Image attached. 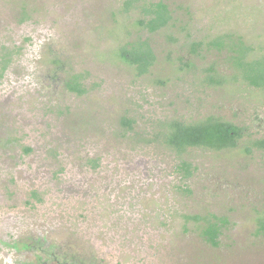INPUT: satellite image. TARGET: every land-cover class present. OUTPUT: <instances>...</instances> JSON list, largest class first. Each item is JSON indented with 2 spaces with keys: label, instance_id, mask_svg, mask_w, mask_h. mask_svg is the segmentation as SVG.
Here are the masks:
<instances>
[{
  "label": "rangeland",
  "instance_id": "obj_1",
  "mask_svg": "<svg viewBox=\"0 0 264 264\" xmlns=\"http://www.w3.org/2000/svg\"><path fill=\"white\" fill-rule=\"evenodd\" d=\"M124 2L0 0V41H16L23 59L13 71L26 81L19 82L16 76L12 79L16 86L0 93V172L6 175L0 174V264H49L39 260L41 250L29 249L32 241L60 251H92L87 237H92L99 253L126 246L118 256L124 261L145 256L134 226H123L126 229L119 233L118 225L114 228L111 223L123 220L122 212L132 206L133 192L138 194L140 207L136 225L148 222L154 230L160 229L162 221L167 223L151 235L156 237L153 245L147 241L155 247L154 264H264V237L256 234L257 218L264 213V150L246 151L250 138L264 137L263 96L242 82L213 85L206 81L209 64L223 74L230 71L219 55L205 53L195 58L197 69L192 71H182L178 62L169 60L188 41V30L206 37L214 30L231 29L255 47H263L264 0H168L175 11L174 25L145 33L158 51V60L141 76L116 52L142 34L136 26L138 12H125ZM24 13L29 19L22 23ZM182 26L187 30L181 32ZM173 34L176 42L167 38ZM25 35L33 36V42ZM48 46L68 54L75 67L88 69L97 84L83 97L47 89L57 103L56 112L42 116L40 107L46 96H21L25 89L34 91L37 77L31 74L44 73ZM43 86L47 87L44 83L38 87ZM34 102L39 107L28 114ZM125 115L147 126L148 138L168 119L190 122L208 115L223 116L249 129L236 147L192 148L183 158L161 141L139 143L133 132L124 133L121 117ZM16 117L25 128L22 132L16 129ZM38 126L45 137L37 135L41 133ZM13 131L14 136L29 133L26 141L34 150L31 154L23 156L15 142L4 145ZM50 145L61 150V156L50 155ZM97 156H103L101 168L87 170L84 161ZM181 158L196 168L188 181L193 190L190 195L181 188V176L170 174ZM62 168L63 174L54 180ZM12 176L18 184L11 182ZM34 187L42 190L44 200L31 205L29 191ZM129 190L132 194L126 195ZM80 194L92 195L87 198L89 207H99L100 212L79 216ZM176 211L227 217L220 244L213 247L202 239V222L189 221L186 230ZM119 234L129 236L130 243L117 244Z\"/></svg>",
  "mask_w": 264,
  "mask_h": 264
},
{
  "label": "trees",
  "instance_id": "obj_2",
  "mask_svg": "<svg viewBox=\"0 0 264 264\" xmlns=\"http://www.w3.org/2000/svg\"><path fill=\"white\" fill-rule=\"evenodd\" d=\"M135 10L138 12L136 26L140 28L142 34L138 35L137 33L138 36H136L135 39L120 46L116 52L117 56L123 62L134 67L137 76H141L149 73L152 66H154L158 60V51L155 50L149 38L145 36V33H155L163 28L173 26L175 11L171 8L168 0H125L124 11L129 13ZM236 12L237 11H234L235 15L237 14ZM27 19H29V15L24 13L20 18V21L25 23L28 21ZM185 30H187V26H182L181 32H184ZM186 34L188 41L175 51L176 55L174 56L176 57H171L172 59L169 58V60L178 62L179 69L182 71L185 69L192 71V69H197V63L193 61L195 58L204 57L205 53L219 55L218 57H223L225 63L229 68H231L229 73L223 74L216 70L214 65L209 64L205 68V80L213 85H225L231 82L237 84L242 82V84H246L248 87H252L261 92L264 106V45L263 47L262 45H258L259 47L257 46V48L245 40L242 34L236 33L231 29L223 30V28H221L219 31L214 30L212 35L206 37H199L189 30ZM33 38L34 37L31 35H25V39L27 41L32 40L33 42ZM167 38L171 42L177 41L175 34L169 35ZM48 47L50 51L47 62L48 65L46 64L44 73H36L35 76L31 74L32 77H37V80L33 81L34 84H36L33 86L35 87L34 91L32 89L30 91L25 89L24 94L21 96L22 99H25L27 95H30L31 97L33 95H36L37 97L46 96L45 98H47L49 95L47 89L51 92L54 91L55 93H59V95L74 94L83 97L84 95L90 94V92L95 88L94 85L97 84L96 81H92V79H90V71L88 69H79L75 67L74 60L68 54L66 55L64 53L54 51L51 46ZM19 50L20 48L15 40L10 44L0 41V93L8 86L9 88H14V86H16L14 85L16 81L13 82L12 80L16 76L21 79L19 82H24V84L26 82L22 79L23 75L18 76L19 72L18 74H14L13 71V68L16 67L15 64H17V61L23 59ZM40 83L47 85V87L43 86L46 90L38 87ZM45 98L40 107L43 115L39 114L38 116H46L49 113L56 112L55 104L57 103L54 99L50 98V95L47 100ZM26 104L27 103H25V105ZM30 106L33 108H30L28 114H30L33 109L36 110L39 107V103H30ZM21 108L23 110L24 107ZM59 110V112H61L60 108ZM59 112L57 113L59 114ZM17 117L15 119H18L16 121L18 128L16 129H19V131L22 132L25 128L21 127L22 123L18 122L19 118ZM121 123L124 128V133L130 134V132H133V138L139 143H147L149 141H155L156 139V141H161L162 144H165L168 148L174 150L179 157L181 156L183 158L192 148L222 150L236 147L242 138L247 135V130L249 129L247 125L238 124L232 120L226 119L223 116L208 115L190 122L182 119H168L162 123V127L160 125L158 132L151 134V137L148 138L146 137L148 127L145 125L141 127L138 120H136L133 116L125 115L121 117ZM37 129L41 132L40 134H37L38 136H46L41 126H38ZM15 131H13L12 136H9L8 138L5 137V141L3 140L4 145H8L10 142H15L22 150L21 153L23 156L31 154L34 150L32 149L31 144L26 141L28 140L29 133L17 136L18 132L14 136L16 133ZM81 140L82 139H79L78 142ZM250 140L251 144L246 149L247 152L250 153L254 148L264 150V137L250 138ZM82 141H85V139ZM49 149V154L55 158L61 156V150H59L56 146L50 145ZM183 158H181L179 163L173 165L170 174H179L181 176V179L183 180L181 188L184 193L190 195L193 193V190L188 181L194 175V170L196 168L191 161ZM102 160L103 156L88 158L84 161L83 166L89 171H98L102 166ZM63 172L62 168L60 173H55L53 179H59V176L63 174ZM0 174L2 177L6 176L3 172H0ZM10 179L12 183L18 184L16 177L12 176ZM130 191L131 190H129L126 195H131L132 193H129ZM29 193L30 196H32V200L28 201L31 205L35 202L39 203L44 200V193L38 187L30 189ZM83 196L84 195L81 194L78 195L79 201L81 202L79 206V216L82 217L83 212H87L88 214L89 212H94L95 210L99 213L101 208L95 207L94 210V208L91 209L89 207L90 203L87 198L92 195L87 194L85 198ZM137 196L138 194L135 195V192H133L132 206H129L128 208L124 207L125 209L121 215L123 216V220H119V223L115 221L111 222L114 228L118 225L117 229L120 230L119 233L122 232L121 230L126 229L123 226H134V229L137 230L135 232L139 237V242L137 243L139 248H141L140 252L145 256H142L141 258H133L134 260L132 259L133 261L131 263L124 261L122 257H118L120 253L125 250L126 246L122 249L120 248L119 250L109 247L105 254L103 253L104 250L99 253V249L95 247L96 245L92 241V237H87V242L91 245L90 248L93 250L91 251L88 249L85 253H81L78 250L60 251V249L56 247L45 248L42 246L43 243L35 241H32V244L31 242L29 243V249L41 250V253L38 254L39 260H44V263L49 262V264H148V261L150 264H154L157 261L152 258V256H154L153 249H155V247H152V243L156 242V237L153 236L151 238V235L156 232L159 233V230H161L162 227H166L167 223L166 221H162L160 229L157 227V230H153L148 222H142L143 225H136L137 220H139L137 211L140 208L137 206ZM177 214H180V217L184 219L186 230H189L186 228L189 221L202 222L200 224V235L207 244L213 247H217L220 244L221 235L229 222L227 217L219 216L212 212L201 215L187 212L179 213L176 211L175 215ZM172 216L171 211V217ZM78 233L79 234L77 235L80 237V231ZM145 233L148 236H145ZM256 234L264 237V213L260 214L257 218ZM149 236L150 238L148 239ZM128 237L129 236L126 234L122 236L119 234L116 240L117 244H120L121 246V244L126 245L130 243ZM147 241H151L150 243L152 245L148 244ZM108 243L111 245L113 244L111 242ZM6 245L8 246V244ZM21 245H24L25 247L28 243H21ZM36 245H39L40 247ZM145 246L147 247V250Z\"/></svg>",
  "mask_w": 264,
  "mask_h": 264
},
{
  "label": "flooded vegetation",
  "instance_id": "obj_3",
  "mask_svg": "<svg viewBox=\"0 0 264 264\" xmlns=\"http://www.w3.org/2000/svg\"><path fill=\"white\" fill-rule=\"evenodd\" d=\"M226 119H227V118H226ZM247 148H248V147H247ZM247 148H246V149H247Z\"/></svg>",
  "mask_w": 264,
  "mask_h": 264
}]
</instances>
